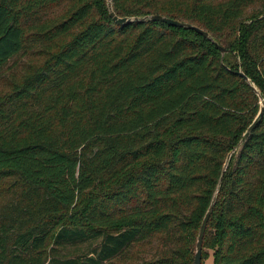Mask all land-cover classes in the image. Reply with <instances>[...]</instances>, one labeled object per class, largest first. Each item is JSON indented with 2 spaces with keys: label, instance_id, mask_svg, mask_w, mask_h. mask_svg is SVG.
I'll use <instances>...</instances> for the list:
<instances>
[{
  "label": "trees",
  "instance_id": "16d2710c",
  "mask_svg": "<svg viewBox=\"0 0 264 264\" xmlns=\"http://www.w3.org/2000/svg\"><path fill=\"white\" fill-rule=\"evenodd\" d=\"M112 7L189 22L226 52L184 27L117 25L106 0H0V264H193L260 106L238 69L264 99V0ZM209 252L264 264V112L223 175L201 264Z\"/></svg>",
  "mask_w": 264,
  "mask_h": 264
},
{
  "label": "water",
  "instance_id": "95a60500",
  "mask_svg": "<svg viewBox=\"0 0 264 264\" xmlns=\"http://www.w3.org/2000/svg\"><path fill=\"white\" fill-rule=\"evenodd\" d=\"M106 7H107V11H108V15L109 17L112 19V21L117 24V25H122L125 23H130L132 21H144V20H150V21H157V22H161V23H165L167 25L170 26H175V27H184V28H188L191 29L193 31H195L196 33L202 35L204 38L208 39L209 41H211L216 47L217 49L220 51L221 55L223 56L226 52V49H224L222 46H220L217 42L214 41L213 37L204 29L193 25L189 22H185V21H180L177 19H173L170 17H166L160 14H151V15H146V16H124V17H120L118 15L115 14L113 7H112V0H106ZM236 73L243 78L244 81H246L249 85H251L252 89L255 91V93L258 96L259 99V110L256 114V116L254 117V119L252 120V122L248 125V127L246 128V130L244 131V133L242 134L238 144L236 147H234L232 149L231 152L228 153V155L226 156L225 162L223 164L221 173H220V177L216 186V189L214 191V194L211 198V201L207 207V210L202 218L198 233H197V237H196V242H195V251H194V259H193V264H201V251H202V241H203V236H204V232L206 229V225L208 222V219L210 217V214L213 210L214 204H215V200L219 191V187H220V183L222 181L223 175L228 167V163L229 160L232 156V154L240 147V145L246 140V138L250 135V132L252 131V129L255 127L256 123L258 122V120L261 118L263 112H264V99L263 97L259 94L258 90L256 89V87L250 82L249 78L242 72L241 69H238L236 71Z\"/></svg>",
  "mask_w": 264,
  "mask_h": 264
},
{
  "label": "rangeland",
  "instance_id": "374dc122",
  "mask_svg": "<svg viewBox=\"0 0 264 264\" xmlns=\"http://www.w3.org/2000/svg\"><path fill=\"white\" fill-rule=\"evenodd\" d=\"M26 63L27 62H30L29 61V59L28 60H26L25 61ZM4 89L2 88V86H0V93H1V91H3ZM6 186V185H5ZM4 186V187H5ZM3 193H5V192H3ZM0 201H1V199H0ZM211 253L209 252V255H207V256H205L204 258H203V263L202 264H212V257H211V255H210Z\"/></svg>",
  "mask_w": 264,
  "mask_h": 264
}]
</instances>
